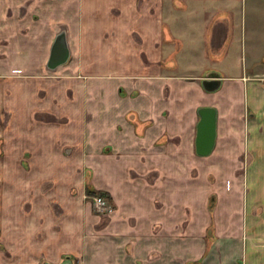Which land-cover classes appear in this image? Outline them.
Here are the masks:
<instances>
[{"label":"crops","instance_id":"1","mask_svg":"<svg viewBox=\"0 0 264 264\" xmlns=\"http://www.w3.org/2000/svg\"><path fill=\"white\" fill-rule=\"evenodd\" d=\"M232 1L28 0L23 17L26 24L15 31L14 24L18 19L13 14L14 0H0V70L4 73L5 69L12 80L13 77L22 78V85L39 82L43 86V82L29 80L31 75H46L43 81L61 75V80L57 81L62 82L69 79L63 78L64 75L73 74L74 79L64 81L65 84L74 86L80 82L84 87L82 95L49 92L36 100L38 108L45 107L43 110L53 111L56 118L63 117L66 122L55 124L38 118L44 111L32 112L34 118L30 120L28 110H16V114H20H12L5 129L10 128L11 133L10 139L8 136L6 140L35 143L39 147H32L34 159L44 156L48 163L44 150L51 147L52 151H57L58 145H65L72 148L70 162L76 163L80 159L85 166L94 163L100 167L93 170L87 193L106 191L115 208L111 223L94 230L91 245L101 246L108 252L91 253L95 263H188L189 245L196 248L205 245L204 223L199 221L190 225L188 216L190 205L196 210L197 221L204 215L202 205L197 202L195 206V198L190 200L189 195V191L203 186V168L197 174H191L190 166L203 167L204 163L211 162L213 166L244 165L243 179L250 194L260 190L262 202L255 200L260 202L259 213L257 205H251L244 218L241 210L231 211L229 206L232 204L225 206L229 207L225 221L230 229L228 233L233 235L244 229L246 246L243 255L223 253L221 247L225 246V240L219 233V238L213 242L217 247L213 248L214 252L207 256L200 253L197 260L202 259L200 264H264V71L222 75V87L217 97L203 89L201 79L205 75L170 73L176 67L173 36L178 33L170 31L165 24L169 26L168 22L181 21L180 12H197L204 5L230 7ZM173 7H180L177 8L179 13L172 14ZM51 9L56 14L53 20L68 24V36L64 35L66 59L52 68L46 65L57 26L55 22L53 28L45 31L43 25L44 15ZM222 13L226 15L225 11ZM36 15L38 19L35 20ZM261 21L259 34L264 32V16ZM179 23L183 37L187 27ZM170 27L176 31L179 26L173 23ZM228 32L227 19L215 21L208 35L209 51L221 50ZM204 47L199 53L192 50L194 60L188 64H195L206 55ZM262 50L264 54L263 47ZM250 51L257 54L258 48L250 46ZM46 67L56 69L51 75L56 74L54 77L57 78L46 73ZM254 76L263 78L255 79ZM94 87L97 93L93 92ZM25 98L21 96L18 100L25 103L28 101ZM55 100L59 102L58 106L53 104ZM203 106L216 109L215 141L207 157L195 151L197 109ZM50 108H57V111ZM226 112L229 115H224ZM243 113L249 115L244 131L237 125L242 122ZM31 121L33 126L28 125ZM30 127H35L33 139L25 137L31 131ZM16 133L20 135L16 136ZM44 137L45 143H51L47 149L40 143ZM243 153L244 159L240 158ZM229 177L224 185L226 191L221 194H227L228 201L234 202L232 194H236L237 176ZM199 196L203 200L204 195ZM218 206L222 207L220 200ZM243 220L245 227H242ZM215 222L218 231L226 229L221 227L223 218L220 215ZM238 237L240 234L235 236L239 251L242 246ZM174 245H180L179 254L173 252ZM95 247L92 251L97 250Z\"/></svg>","mask_w":264,"mask_h":264},{"label":"rangeland","instance_id":"2","mask_svg":"<svg viewBox=\"0 0 264 264\" xmlns=\"http://www.w3.org/2000/svg\"><path fill=\"white\" fill-rule=\"evenodd\" d=\"M61 1L63 2V0ZM27 3L28 0H14L13 14L18 19L14 21L20 23L14 24L15 31L26 24L23 17L28 9ZM231 3L232 6L230 7L221 4L217 8L212 5H204L199 7L197 12L183 11L179 13L178 9L181 8L173 7L175 11H172V14L179 13L182 20L172 22V24L179 26L175 28L176 31L170 27V25L172 26L171 23L168 22L169 26L164 23L170 31L178 33L177 36H173L175 44H173V58L176 67L170 71L172 75L195 73L203 74L206 77L211 73H216L221 78L222 75L235 76L237 74H250L259 70L264 71V54L262 53L264 32L259 34L262 25L261 17L264 16V0H233ZM223 11L226 13L224 16ZM113 12L115 13L116 9ZM53 14L51 9V12L44 15L43 25H45V31L53 28V24L56 22V20H53L54 17L56 19V14H54L55 16ZM35 17V20L38 19L37 15ZM219 18L227 19L229 32L223 48L211 52L207 45L208 35L212 25ZM57 22L55 23L57 26L55 37L59 33H63L67 37V22ZM179 22L187 27V34L183 37L180 34L183 28L180 27L181 23ZM22 31H24V28ZM256 33H258L257 37H255ZM261 37H263V40ZM250 46L258 48L257 54L250 51ZM203 47L206 55L196 60L195 64H188L194 60L192 50L199 53ZM34 59H36V55ZM192 65L196 66L193 67ZM2 71L0 70V264H98L91 259L90 254L102 255L108 252H104L101 246L91 245L92 239L95 237L94 230L102 229L111 223V214L115 208L106 191L87 193L88 185H90L93 177L92 172L100 167L94 166V163L85 166L80 159L76 160L77 164L74 160L70 162L72 148L71 146L64 147L65 145H58L57 151H52L51 147L50 150H44V153L48 156V163L44 161V156L38 157L39 159L35 157L34 159L35 151L32 147L36 149L38 146L35 143L27 144L25 141L11 142L6 140L8 136L10 139L11 133L9 132L10 128L5 129L8 121L12 118L11 115L20 114H16V110H28L30 120L34 118V112L44 111L40 113L38 118L47 122L52 121L55 124L66 122L67 119L63 117L56 118L53 111L43 110L45 107L38 108L39 104L36 100L44 98L45 94L49 92L52 94L59 93V95L66 94V96H71L74 93L82 95L84 87H81L79 80L77 85H66L67 83L64 81L74 79L73 74L62 75L63 78L69 79L58 82L57 80H61V75L59 78L54 77L56 74H51L56 69L47 67L45 72L50 73L52 78L57 79L43 81L42 78L46 75H31L29 79L43 82V86L38 84L39 82L37 84L31 82L29 85H22L23 83L20 82L22 78L13 77L15 79L12 80L5 73V69L4 73ZM254 78L259 79L263 76H254ZM9 81L12 83H9ZM48 83L50 85H46ZM44 85L46 87L51 86V88L47 89ZM221 87L213 91L214 97H217L220 93ZM93 92L97 93L96 87H94ZM21 96L26 97L24 100L28 101L24 103L20 100V102L18 99ZM53 104L58 106L59 102L55 100ZM40 105L46 106L47 103H40ZM72 109L79 110L78 107H72ZM52 110L57 111V108ZM243 114L242 122L237 123V125L242 126V131H244L245 120L249 119V115ZM224 115L229 114L226 112ZM28 125L33 126L32 121ZM30 129L31 131L25 137H32L33 139L35 127H30ZM17 133L16 136H19L20 134ZM40 136L47 135L40 134ZM48 136L51 135L48 134ZM45 138L40 143L47 149L51 143H45ZM38 153L37 151L36 154ZM240 156L242 159L245 157L244 153ZM54 160L57 162L53 163ZM190 167L191 174H197L203 168V186L195 188V191H189V195L190 200L192 197L195 198V206L198 203L202 205L204 208L202 214L204 215L199 216L197 221L196 210L193 208L194 206L190 205L188 216L190 225L199 221L204 223L205 245L199 246V248L189 245V260L186 264H200L202 259L197 260L200 253H203L204 256L211 255L214 252L213 248H217L213 246V242L219 238V233H222L220 237L225 240V246L221 247L223 253H242L243 255L246 246L244 229L233 232V235L229 234L228 230L230 229L228 224L225 223L228 217L226 212L229 207H231L233 213L241 210L244 218L248 207L257 205L256 211L259 213L261 209L260 202H262L260 190L252 191V194H250L251 191L243 179L244 165L213 166L211 162H206L203 167L194 164ZM229 175L231 177L233 175L237 176L236 183L234 182L236 184V194H232L236 200L234 202L228 201L227 194L226 196L221 194L226 191L224 185H226V180L230 179ZM219 185L221 189L218 188ZM198 194L204 195V203ZM95 196L104 197L107 209L96 210L94 206ZM219 200L222 207L218 206ZM255 200H260V202H255ZM229 204L232 205L225 207ZM89 207L90 210L87 209ZM218 215L223 218L221 227L226 228L221 231H218V224H215ZM193 218L194 220H192ZM242 222H244L242 227H245V221ZM191 233L190 231V235ZM239 234L238 239H240V246L242 247L238 251L235 236H239ZM94 247L97 249L96 251H92ZM128 248L129 246H127ZM142 248L147 249V247ZM172 248L174 253L179 254L181 252L180 245H174Z\"/></svg>","mask_w":264,"mask_h":264},{"label":"water","instance_id":"3","mask_svg":"<svg viewBox=\"0 0 264 264\" xmlns=\"http://www.w3.org/2000/svg\"><path fill=\"white\" fill-rule=\"evenodd\" d=\"M66 41L63 33H59L54 40L51 53L48 59L50 68L65 61L67 53L64 50ZM204 90L213 92L221 85V78L216 73H211L201 80ZM198 122L196 124L195 151L200 156L210 154L214 146L216 133V109L210 106H203L197 109Z\"/></svg>","mask_w":264,"mask_h":264},{"label":"built area","instance_id":"4","mask_svg":"<svg viewBox=\"0 0 264 264\" xmlns=\"http://www.w3.org/2000/svg\"><path fill=\"white\" fill-rule=\"evenodd\" d=\"M94 206H95L96 210H98V211H101L104 208L107 209L106 203H105V200H104V197H102V196H95L94 197Z\"/></svg>","mask_w":264,"mask_h":264},{"label":"flooded vegetation","instance_id":"5","mask_svg":"<svg viewBox=\"0 0 264 264\" xmlns=\"http://www.w3.org/2000/svg\"><path fill=\"white\" fill-rule=\"evenodd\" d=\"M55 40V39H54ZM47 66H48V63H47Z\"/></svg>","mask_w":264,"mask_h":264}]
</instances>
